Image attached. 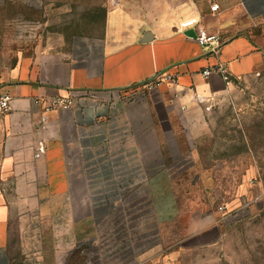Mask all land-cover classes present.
<instances>
[{"label": "crops", "instance_id": "crops-1", "mask_svg": "<svg viewBox=\"0 0 264 264\" xmlns=\"http://www.w3.org/2000/svg\"><path fill=\"white\" fill-rule=\"evenodd\" d=\"M110 1L100 38L27 55L21 43L27 0H0L10 19L0 94L13 98L12 111L0 118V264H75L80 244L122 203L124 190L147 182L157 220L175 218L170 173L159 169V156L148 160L141 149L153 140H139L132 120L109 118L108 108L91 99L80 108L75 95L112 94L172 76L175 82H166L191 108L194 97L223 93L264 64V0ZM215 4L219 10L212 12ZM188 21L196 26L183 28ZM196 27L219 36L220 46H200ZM207 69L213 70L208 77ZM55 98L72 99V108L47 111ZM229 219L230 228L258 225L264 233V179L244 181L230 214L216 213L209 228L189 239L192 246L218 244Z\"/></svg>", "mask_w": 264, "mask_h": 264}, {"label": "rangeland", "instance_id": "rangeland-1", "mask_svg": "<svg viewBox=\"0 0 264 264\" xmlns=\"http://www.w3.org/2000/svg\"><path fill=\"white\" fill-rule=\"evenodd\" d=\"M111 6L110 0H27L24 52L100 38ZM8 18L0 9V53ZM168 84L161 77L112 94L74 96L80 108L91 99L111 108L104 109L109 118L132 120L139 140H153L141 149L148 160L160 157L177 203L175 218L163 224L149 182L124 190L122 203L80 244L75 264H264L258 225L230 228L229 219L218 244L193 247L189 240L216 213L230 214L244 181L264 179V64L223 93L194 97L191 108Z\"/></svg>", "mask_w": 264, "mask_h": 264}, {"label": "built area", "instance_id": "built-area-1", "mask_svg": "<svg viewBox=\"0 0 264 264\" xmlns=\"http://www.w3.org/2000/svg\"><path fill=\"white\" fill-rule=\"evenodd\" d=\"M219 10V5L215 4L211 7L212 12H217ZM183 28L187 29L190 27L196 26L194 21H188L184 23ZM197 28V42L200 46L204 49H217L221 44V38L217 35L210 34L205 28ZM217 71L223 75L224 80L226 83H230V77L223 67H218ZM213 72L212 69H207L204 71V76L208 77ZM164 81H171L175 82L172 76H164L162 77ZM12 102L13 98L8 93L0 94V118L7 115L12 111ZM73 100L70 98H55L52 99L50 102L47 103L46 110L47 111H55V110H67L72 108Z\"/></svg>", "mask_w": 264, "mask_h": 264}, {"label": "water", "instance_id": "water-1", "mask_svg": "<svg viewBox=\"0 0 264 264\" xmlns=\"http://www.w3.org/2000/svg\"><path fill=\"white\" fill-rule=\"evenodd\" d=\"M148 36H150V34H147V38L145 39V42H149L150 39L148 38Z\"/></svg>", "mask_w": 264, "mask_h": 264}, {"label": "trees", "instance_id": "trees-1", "mask_svg": "<svg viewBox=\"0 0 264 264\" xmlns=\"http://www.w3.org/2000/svg\"><path fill=\"white\" fill-rule=\"evenodd\" d=\"M145 84V83H144Z\"/></svg>", "mask_w": 264, "mask_h": 264}]
</instances>
